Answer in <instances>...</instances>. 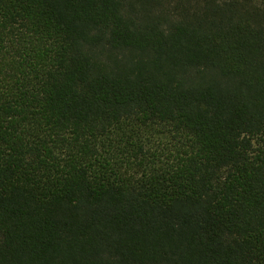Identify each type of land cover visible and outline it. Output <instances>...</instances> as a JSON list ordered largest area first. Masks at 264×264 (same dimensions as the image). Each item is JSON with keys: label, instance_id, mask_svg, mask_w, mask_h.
I'll list each match as a JSON object with an SVG mask.
<instances>
[{"label": "trees", "instance_id": "trees-1", "mask_svg": "<svg viewBox=\"0 0 264 264\" xmlns=\"http://www.w3.org/2000/svg\"><path fill=\"white\" fill-rule=\"evenodd\" d=\"M0 264H264V0H0Z\"/></svg>", "mask_w": 264, "mask_h": 264}]
</instances>
